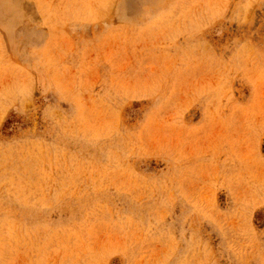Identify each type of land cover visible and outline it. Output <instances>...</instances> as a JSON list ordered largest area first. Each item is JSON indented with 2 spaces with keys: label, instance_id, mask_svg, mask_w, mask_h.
I'll return each instance as SVG.
<instances>
[{
  "label": "rangeland",
  "instance_id": "rangeland-1",
  "mask_svg": "<svg viewBox=\"0 0 264 264\" xmlns=\"http://www.w3.org/2000/svg\"><path fill=\"white\" fill-rule=\"evenodd\" d=\"M0 264H264V0H0Z\"/></svg>",
  "mask_w": 264,
  "mask_h": 264
}]
</instances>
